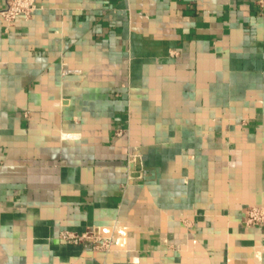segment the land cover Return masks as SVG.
Returning <instances> with one entry per match:
<instances>
[{"label":"crops","instance_id":"0c3cea01","mask_svg":"<svg viewBox=\"0 0 264 264\" xmlns=\"http://www.w3.org/2000/svg\"><path fill=\"white\" fill-rule=\"evenodd\" d=\"M37 5L0 17V264H264V226L242 222L264 206L252 1ZM64 229L116 241L94 251Z\"/></svg>","mask_w":264,"mask_h":264},{"label":"built area","instance_id":"2783aa9c","mask_svg":"<svg viewBox=\"0 0 264 264\" xmlns=\"http://www.w3.org/2000/svg\"><path fill=\"white\" fill-rule=\"evenodd\" d=\"M257 7L258 12L264 15V0H250ZM4 6L0 8V17L6 23V29H9L14 25L16 19L20 16L25 18L31 17L38 9L37 0H4ZM80 69H72L68 67L63 68V73H79ZM123 129L117 131V135H122ZM65 138L78 137L73 133H65ZM138 154L131 153L127 160V167L130 169L131 164L137 160ZM134 176L129 172L128 182ZM139 178L143 175L140 173ZM128 184V183H127ZM184 222L189 220L184 217ZM243 224L247 227L252 226H264V206L252 205L247 206L244 210ZM59 238L67 243L81 244L87 249L94 251L111 252L113 245L115 244L116 238L112 236H104L99 229H87L83 232H77L69 229H64L60 232Z\"/></svg>","mask_w":264,"mask_h":264}]
</instances>
